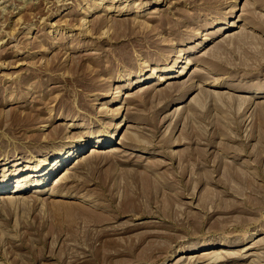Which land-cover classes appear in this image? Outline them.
I'll return each mask as SVG.
<instances>
[{"label":"rangeland","instance_id":"obj_1","mask_svg":"<svg viewBox=\"0 0 264 264\" xmlns=\"http://www.w3.org/2000/svg\"><path fill=\"white\" fill-rule=\"evenodd\" d=\"M4 182L0 264H264V0H0Z\"/></svg>","mask_w":264,"mask_h":264},{"label":"bare ground","instance_id":"obj_2","mask_svg":"<svg viewBox=\"0 0 264 264\" xmlns=\"http://www.w3.org/2000/svg\"><path fill=\"white\" fill-rule=\"evenodd\" d=\"M98 4V3H97ZM163 79V77L161 76L159 80ZM112 137L113 135H111L107 130H106V127H102V128H99V129H96L92 132L89 133V140H95V145L97 146L100 145V146H104L105 144H108L112 141ZM80 146V145H79ZM96 146H93L91 149H92V152H95V147ZM73 155V152L71 150L65 152V153H59V156H57V159L55 160H52L53 163H63L64 161H67L68 158L72 157ZM45 165H49V163L47 162V160L45 161H42L39 165L37 166H31V164H26L24 167H22L20 164H16L15 165V171L17 172H23L24 170H26L27 168H32V170H30V173H29V176H28V179L25 180L26 182H22V183H19L17 185V187L15 188V191L16 192H21V191H24V190H28V184H35L34 182L32 183V179L34 176H38L37 174H41L44 170V166ZM54 165V164H53ZM62 165V164H61ZM39 166H40V169H39ZM26 167V168H25ZM25 168V169H23ZM8 170V169H7ZM35 174V175H34ZM44 173H42L40 176V182H43L45 181V179L47 178V175H45ZM66 176V171L63 173H60L55 179H54V184L55 185H60L61 183H63V180ZM44 177V178H43ZM30 181V182H28ZM8 189V182H4L3 185L0 186V191H4ZM50 194H58L55 190H52ZM211 245V243H206L205 245ZM206 248V247H205ZM210 259V258H208ZM221 262L220 259L217 257V259L215 258L214 261L208 263V264H217Z\"/></svg>","mask_w":264,"mask_h":264}]
</instances>
